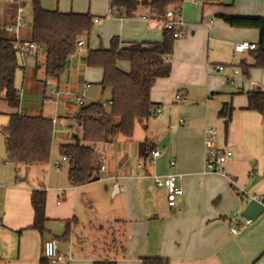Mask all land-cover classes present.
Masks as SVG:
<instances>
[{
  "label": "crops",
  "instance_id": "0c3cea01",
  "mask_svg": "<svg viewBox=\"0 0 264 264\" xmlns=\"http://www.w3.org/2000/svg\"><path fill=\"white\" fill-rule=\"evenodd\" d=\"M64 9L61 11H75ZM220 13L264 16V0L186 1L185 34L174 42L171 73L158 78L150 93L160 107L159 114L139 122L132 138L96 145L101 166L106 167L103 174L110 181L105 184L106 196L112 201L94 219L80 214L81 203L87 205L95 196L82 185L68 182L69 164L66 175L64 172L61 176L62 163L53 170L51 157L46 164L10 162L1 130L11 113L21 111L56 118L59 131L55 132L54 122L53 138L59 141V152L62 144L81 134L76 115L82 105L76 95L91 87L89 77L96 69L86 60L90 49L85 48L86 39L90 37L83 38L79 54L68 58L59 81H48L50 89L40 80L45 78L43 48L25 56L24 62L18 57V92L17 72L23 69L22 88L26 94L40 95L43 103L26 110L21 103L14 108L0 89V264H40L44 242L51 237L57 238L59 250L67 256L58 264H95L100 259L142 264L145 256L168 258L169 264H264V260L260 263L264 256V203L254 197L264 193V117L247 108L246 95L254 87L264 89V68L251 67L246 78L240 63L254 62L253 51L235 49L245 40L257 43L259 30L233 27ZM14 14V6L8 4L1 10V24L5 27ZM93 16L100 18L97 31L110 41L115 35L121 43L163 39L164 29L159 24L122 15L115 9L107 16ZM92 45L98 46V41L95 39ZM239 53L245 55L235 63L233 58ZM119 64L126 70L131 66L128 60ZM217 65L224 68L219 70ZM98 69L101 75L95 77L102 80L103 70ZM53 87L60 89L58 97L51 93ZM45 97L50 100L45 102ZM226 101L233 105L228 126L227 117L219 115ZM52 102L54 106L46 111L44 105ZM210 126L218 130V147L233 151L224 172L206 169V133ZM142 142L149 143L152 150L159 149L161 155L153 157L150 153L146 159L140 154ZM171 158L176 160L175 165L170 164ZM38 171L45 172L46 183ZM171 172L177 173L183 188L173 206L168 202L167 188L156 181V176ZM42 187L47 191L43 232L31 227V194ZM55 222L64 224L59 234L52 232ZM67 222L71 231L64 235ZM234 224H239L237 232L232 231Z\"/></svg>",
  "mask_w": 264,
  "mask_h": 264
},
{
  "label": "trees",
  "instance_id": "16d2710c",
  "mask_svg": "<svg viewBox=\"0 0 264 264\" xmlns=\"http://www.w3.org/2000/svg\"><path fill=\"white\" fill-rule=\"evenodd\" d=\"M179 0H111L114 9L122 15L134 17L144 5L163 12ZM32 38L45 52L42 64L45 78L40 79L44 86L49 80L59 81L66 70L68 58L76 53L79 40L89 38L93 32L95 18L90 12H63L44 7L40 0H32ZM233 27L255 28L259 30V41L251 49L254 62H241L243 72L249 74L251 67L264 68V16L220 13ZM176 38L173 30H164L161 41L121 43L115 35L107 47L90 48L87 64L103 70L101 84L111 87L112 96L108 103L94 101L84 103L76 115L81 126V134L74 140L60 146V154L66 157L69 170V183L83 185L101 178L100 151L97 143H114L121 138H132L137 124L152 115L156 104L151 100L153 85L160 77L171 73ZM128 60L130 69L120 66V61ZM20 64L12 43V35L0 23V89L2 96L14 108L20 107V94L15 86L16 71ZM248 109L257 110L264 117V89L260 86L246 92ZM233 105L224 102L219 111L226 116V125L231 119ZM5 139L7 158L10 162L46 164L50 161L54 122L45 115H29L26 112L11 113L7 125L1 127ZM152 151L147 142L140 145V154L146 159ZM45 187L35 188L31 194L34 209V222L31 227L45 231L46 221ZM70 222L64 235L70 234ZM115 259L96 260L95 264H116ZM40 264H53L43 256ZM142 264H169V259L160 256H145Z\"/></svg>",
  "mask_w": 264,
  "mask_h": 264
},
{
  "label": "built area",
  "instance_id": "2783aa9c",
  "mask_svg": "<svg viewBox=\"0 0 264 264\" xmlns=\"http://www.w3.org/2000/svg\"><path fill=\"white\" fill-rule=\"evenodd\" d=\"M15 8L14 19L9 22L5 29L12 35V43L14 49L17 52L18 57L24 62L25 56L35 55L40 46L38 43L32 41L31 39L22 38L19 34L21 28L28 24L29 15H33L32 4L28 0H9ZM111 1V0H110ZM187 0H179L176 3L170 5L163 12H159L154 8H151L148 5H144L142 8H146L144 11L141 8L137 11L135 17L144 20L148 23L159 24L164 30H173L175 38H180L184 36L185 29V19H184V8ZM192 3L198 4V0H191ZM111 11V7H110ZM99 17L95 18V21H99ZM85 43L83 39L79 40V45L82 46ZM256 47L255 42L242 41L236 44L235 49L237 51H245L247 49H253ZM223 65H217V69L222 70ZM51 93L58 97L60 94V89L58 87H53ZM20 97L22 93H19ZM85 90L76 95V98L80 105L84 104ZM49 97H45L44 101L48 102ZM160 112V107L156 106L152 109V115H158ZM53 122H56V118L53 119ZM218 130L214 126L207 128L206 133V169L212 172H224V165L229 158L232 157L233 151L230 148H220L217 145L216 137ZM153 157H158L161 155L159 149H153L151 151ZM66 159V157H63ZM61 161L56 160L55 164L59 165ZM170 164L175 165L176 160L171 158ZM105 165H102L99 169V174L105 170ZM102 177V175H101ZM156 181L158 185H164L168 190V202L171 206L175 205L177 197L182 193L183 188L178 183L177 173H168L163 177L156 176ZM258 198L262 203H264V193L254 196ZM63 197H60V201ZM248 223L251 220H247ZM239 224L232 225V231L237 232ZM43 254L48 258L53 264L59 262H65L67 256L62 253L58 248L57 238L51 237L45 240L43 245ZM264 260V256L260 260V263Z\"/></svg>",
  "mask_w": 264,
  "mask_h": 264
},
{
  "label": "rangeland",
  "instance_id": "374dc122",
  "mask_svg": "<svg viewBox=\"0 0 264 264\" xmlns=\"http://www.w3.org/2000/svg\"><path fill=\"white\" fill-rule=\"evenodd\" d=\"M30 4H32V0H28ZM41 4L46 7V8H50V9H57V10H63L64 8H68V10H72V8H74V10H78V11H87L89 10L91 12V14H95V15H102L104 14V16H107L110 13V0H40ZM8 4H10L9 0H0V23H3V18L1 16V10L6 8L8 6ZM143 10V8H141ZM65 10V9H64ZM103 20V18H102ZM98 21H96L94 23V27H93V32L90 36V39H86V45L85 48H97L100 46H104L107 47L109 46L110 40H107V37L105 38L104 34L101 31H97L96 26L98 25ZM159 26V25H158ZM20 36L22 38H32V14L29 15V19H28V24L23 26L19 32ZM25 38V39H26ZM98 41V46H93V42L94 40ZM82 49L79 47L78 50L76 51L75 54L73 55H77L80 53ZM245 54H236V57L233 58L234 62L236 63H240L241 60V56H243ZM230 62V61H229ZM241 64V63H240ZM241 69L242 66L240 65ZM96 68L95 70H92V76L89 77V80L92 82L91 87L86 91L85 90V94H86V103H91L94 101H101L104 103H108V99L110 98L111 94H112V89L111 87H106L105 89H103V85L100 84V80L96 79L97 77L96 74H100L101 73L99 71H101L100 69H98L99 67H93ZM99 70V71H98ZM243 71V69H242ZM24 70L20 69L17 72V82L18 84H20V89H21V93H22V97H21V104H24V106L26 107L24 110L31 108L34 105H42L43 101H42V97L40 95H29L26 94L25 91V87L22 88L21 84H22V75H23ZM243 75L246 78H249V74H245L244 72H242ZM102 76H103V72H102ZM102 78V77H101ZM51 82H48L47 87L48 89H50ZM258 86V85H255ZM255 88V87H254ZM83 90V91H84ZM23 107V105H21ZM45 110L48 111L49 108H51L52 106H54V102L50 103V104H45ZM138 128V125H137ZM59 131V125L57 126V122L55 123V132L57 133ZM1 132H0V138L3 137V135L1 136ZM3 139V138H2ZM53 149H52V156H51V165H52V169H57L55 161L59 160L61 161L62 165H61V176L63 175L62 173H64L66 171V167L68 165V161L63 160L62 155L59 152V141L56 138H53ZM3 142V140H2ZM4 148H5V143H4ZM6 149V148H5ZM39 175L42 176L41 179L45 180L46 183V179L45 177V172L43 171H38ZM67 172H65L66 175ZM32 175V174H31ZM102 177L99 180L96 181H92V182H88L86 184H83L82 187H84V190L93 193V195L95 196V199H93L90 203L86 204H82L81 203V215L83 214V216H87V218H92L94 219L95 217L99 216L100 213H103L104 210H106L110 205H111V197H109L108 195L106 196V192H105V184L109 183L110 181L108 179H106L105 175L103 174V172L101 173ZM30 180L32 179V176H29ZM69 182V181H68ZM53 178L51 180V185H53ZM84 212V213H83ZM64 224L60 223V222H55L54 224V228H52V232L54 234H59L62 230H63ZM48 235V233H47ZM118 242L120 241L119 239L117 240ZM112 244V243H111ZM111 246V245H110ZM119 246V245H117ZM58 264V263H57Z\"/></svg>",
  "mask_w": 264,
  "mask_h": 264
}]
</instances>
